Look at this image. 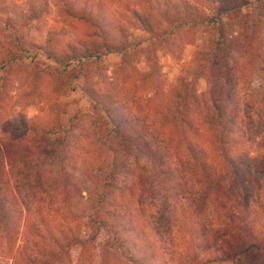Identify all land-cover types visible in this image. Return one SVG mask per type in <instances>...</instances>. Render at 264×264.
<instances>
[{
  "label": "trees",
  "instance_id": "obj_1",
  "mask_svg": "<svg viewBox=\"0 0 264 264\" xmlns=\"http://www.w3.org/2000/svg\"><path fill=\"white\" fill-rule=\"evenodd\" d=\"M24 1L32 20L44 14L45 1ZM53 1L63 16L87 24L94 41L76 42L65 54L45 51L48 70L85 76L102 53H119L118 70L124 82L132 80L134 95L87 90L88 129L78 113L63 126L17 117L5 128L0 121V252L12 264H72L75 248L76 264H264V156L254 151L253 129L244 124L235 92L252 56L250 65H261L264 91V0H212L211 17L177 16L170 28L148 27V37L135 42L114 38L101 2ZM198 31L208 40L195 67L208 82L204 113L196 94L187 87L165 90L151 66L158 49L175 38L192 41ZM137 55L147 65L141 73L132 66ZM259 133L256 144L264 151ZM33 161L39 163L37 184L46 161L55 163L49 186L64 216L43 212L44 191L21 192L31 190L30 176L19 185L13 171ZM179 194L183 223L173 262L142 221L143 204ZM75 199L77 213L70 209ZM82 219L85 230L78 233ZM223 237H231L235 252L218 245Z\"/></svg>",
  "mask_w": 264,
  "mask_h": 264
},
{
  "label": "rangeland",
  "instance_id": "obj_2",
  "mask_svg": "<svg viewBox=\"0 0 264 264\" xmlns=\"http://www.w3.org/2000/svg\"><path fill=\"white\" fill-rule=\"evenodd\" d=\"M43 1L46 2L44 14L32 20L24 0H0V97L1 103L5 106L3 112L0 111L1 124L8 128L7 123L10 119L22 117L43 124L63 126L78 113L82 117L85 129H88L91 106L86 91L100 90L116 97L127 95L131 98V95H134L130 86L132 80L128 82V76L126 82L122 79V72L118 70L119 53H102L85 76H79L74 71L55 75L48 70L51 62L46 60L45 51L65 54L68 49L78 45L76 42L90 44L93 38L88 37L92 29L87 24L63 16L53 0ZM96 1L101 2L109 10V16L113 20L114 38L121 41L126 37L129 42L146 39L149 35L148 27L170 28L171 21L177 16L211 17L215 7L212 0ZM244 11H249V8ZM226 23L228 30L236 33V25L229 21ZM202 34L196 32L192 41L175 38L167 48L156 51L151 60L154 64L151 66L156 67V79L165 90L173 91L176 88L187 87L194 95L196 94L200 109L204 113L207 106L208 82L195 70L198 55L208 48L207 37ZM259 45L257 40L253 41L252 50L257 51ZM253 59L254 56L247 58L245 69L238 73L235 92L240 102L241 114L244 116V124L253 129L254 151L264 156L263 149L256 144L261 143L259 132L264 134L262 68L258 62L250 65ZM132 66L136 73L145 71L147 68L145 57L137 55L132 61ZM135 84L139 86V83ZM254 131L258 135L257 139L254 137ZM46 162L39 184L34 178L37 175L36 168L39 166L36 161L26 167L19 166V172L13 171V176L21 185L24 183L23 178H26L24 176L29 175L26 188L29 185L31 190L26 194L23 188L21 192L30 197L32 194L40 195L44 191L47 210L43 208V212L64 216L66 212L63 210V204L54 199L49 186L53 178L51 165L55 163ZM183 198L184 194H179L174 199H147L143 204L142 221L148 226L150 235L155 236L158 245L161 244L162 248L167 250L169 253L167 257L173 262H176L178 255L177 249L174 248L178 243L177 232L182 230L183 218L179 203ZM70 209L77 213L76 199ZM84 221L83 219L78 221L77 226L80 229L78 233L85 230ZM203 244L207 248L209 242L203 241ZM218 245L233 252L236 250V244L231 237L221 238ZM170 251L173 252L172 255ZM78 253L77 248L72 251V264H76ZM0 264H12V260L0 252Z\"/></svg>",
  "mask_w": 264,
  "mask_h": 264
}]
</instances>
